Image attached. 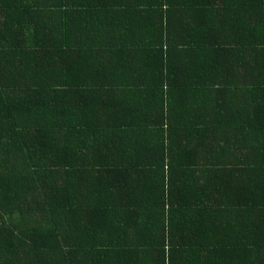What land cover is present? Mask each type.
<instances>
[{
  "label": "trees",
  "instance_id": "1",
  "mask_svg": "<svg viewBox=\"0 0 264 264\" xmlns=\"http://www.w3.org/2000/svg\"><path fill=\"white\" fill-rule=\"evenodd\" d=\"M128 1L0 0V264H264V0Z\"/></svg>",
  "mask_w": 264,
  "mask_h": 264
},
{
  "label": "crops",
  "instance_id": "2",
  "mask_svg": "<svg viewBox=\"0 0 264 264\" xmlns=\"http://www.w3.org/2000/svg\"><path fill=\"white\" fill-rule=\"evenodd\" d=\"M31 2L32 5H36L39 3V1H42V0H29V2ZM57 1H60V0H57ZM138 2H140L139 0H137ZM158 0H156L157 2ZM141 6H143V2L142 3H139L137 4L136 3V0H130L127 2L126 4V11H135L134 13L135 14H143V8H141ZM138 7V9L136 8ZM123 10L121 7L116 11V14H119L120 11ZM157 235L159 236V233H157Z\"/></svg>",
  "mask_w": 264,
  "mask_h": 264
}]
</instances>
